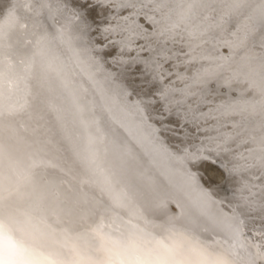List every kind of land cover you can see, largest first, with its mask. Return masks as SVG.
<instances>
[{"label":"snow or ice","instance_id":"6c2138e0","mask_svg":"<svg viewBox=\"0 0 264 264\" xmlns=\"http://www.w3.org/2000/svg\"><path fill=\"white\" fill-rule=\"evenodd\" d=\"M69 2L71 9L68 3L57 8L51 0H0V118L25 109L28 92L19 94L32 57L47 49L49 64L56 59L45 33L65 41L78 58L80 49L94 55L100 41L90 13L101 4L113 7L125 24L106 27L104 39L119 44L121 52L132 51L136 39L144 40L130 58L142 67L125 68L119 82L114 73L91 72L101 90L100 107L110 118L113 107L133 113L126 118L141 134L160 132L159 122L175 138L177 151L164 149L168 166L179 171L195 195L204 230L211 225L214 237L217 229L223 235L208 243L176 227L132 219L139 213L105 159L97 104L73 89L74 156L102 180L74 184L55 165L33 163L17 173L14 185L7 184L17 171V153L34 157L36 150L18 129L0 124V264H264V0ZM34 7L42 16L34 14ZM57 17L76 41L50 23ZM141 17L155 26L145 34L128 26ZM109 33L124 35L110 41ZM226 35L231 39H222ZM197 41L228 54L198 56ZM257 46L262 51L251 54ZM119 62L129 63L123 57ZM65 118L57 114L58 121ZM193 129H211L215 135L197 137ZM236 175L243 183L235 199L227 201L229 210L218 207L223 202L207 194L203 181L212 190Z\"/></svg>","mask_w":264,"mask_h":264},{"label":"water","instance_id":"95a60500","mask_svg":"<svg viewBox=\"0 0 264 264\" xmlns=\"http://www.w3.org/2000/svg\"><path fill=\"white\" fill-rule=\"evenodd\" d=\"M90 2L97 4L98 0H90ZM51 3L57 8L61 7L63 3H68L69 9L72 8V3L69 0H51ZM33 11L35 15L42 16L38 8L34 7ZM192 11L193 14L199 15V9H193ZM123 15H127V12L123 13ZM90 16L91 20L95 22L93 25L95 38L100 41L97 45V52L94 55H89L80 49L78 58L69 49L65 41L54 39L45 33V41L50 42L53 46L50 55L56 59L51 65L49 64L47 49H42L41 52H37L32 57L29 77L26 85H21L23 91L19 94L23 97L24 92L27 91L26 99L28 103L23 111L13 116L0 118V124L11 125L18 129L20 134L26 138L35 150L38 147L43 148V143L50 158L68 165L70 169L74 168V166H80L81 164L74 156V146L71 139V133L76 124L74 117L76 110L73 106L70 90H76L83 100L97 104L95 115L99 118V127L105 136V159L120 187L129 199L137 203V205H132L139 214H133L131 218L138 219L140 223L145 225L162 224L165 227H176L211 243L214 238L219 237L222 233L217 229L214 237L210 225L208 226L209 231L204 230L206 225L199 214L201 209L198 202H196L195 195L191 193L189 187L184 183L179 171L174 172L168 166V160L165 158L164 149H167L170 153L177 151L175 138L163 131L159 122L156 123L158 127H161L160 132L141 134L137 127L132 125L126 118L133 115V113L125 114L122 110H117L113 107L112 118H110L109 113L100 107L102 104L101 90L91 79L90 73L108 71L114 73L113 79L119 82L121 73L125 68L142 67V65H133L130 58L137 56V46L144 44L145 41L136 39L132 51L125 49L121 52L119 44L113 46L104 39V29L106 27L125 24L123 20L119 19V14H116L115 9L101 4L90 13ZM68 18H73L71 11H69ZM174 18L180 19L179 17ZM50 23L64 32L67 39L76 41V37L69 32L59 17ZM128 26L139 34H145V29L151 30L155 27L148 21L147 17H141L135 22L129 21ZM180 27L182 28L183 25L181 24ZM231 31H234V29H230L229 33ZM106 35H108V40L118 41L124 33H109ZM188 39L187 36L184 37L185 43ZM222 39L230 40L231 36L226 35ZM196 43L198 44V47H196L197 55L199 54V48H204L205 53L203 55L206 56H215L221 52L228 54L227 49H221L219 46H215L213 49L214 46L212 44H205L200 41ZM169 46L172 47L171 44ZM177 47H180V45H177ZM26 50V47L22 48L21 54L23 55ZM261 51L262 49L257 46L251 49V54L255 55ZM140 55L144 56L147 54L140 53ZM121 57L128 60L129 63H120ZM101 82H103L102 78ZM235 87L243 88L244 85H235ZM12 102L15 103V101ZM21 102L23 103V100ZM50 105L56 111H53L49 107ZM58 113L66 118L58 121ZM35 124L45 131V135L32 133V126ZM193 135L204 137L206 135H215V132L209 129L207 132L196 133L193 129ZM43 140L45 142H41ZM195 143L199 145L201 140L196 139ZM203 143L208 144L209 141L204 140ZM185 146L187 145H182L181 147ZM37 154L38 151L35 152L34 157L27 154L29 164L20 168V171L33 163L36 165H48ZM208 166L212 167L211 165ZM56 167L64 175L67 172L60 166ZM80 168L85 170L83 166L78 169ZM177 168H179V165H177ZM90 176L92 180H88V183L93 181L96 183L102 180L100 176ZM17 178L18 176L16 175L15 180ZM242 183L243 180L239 175L226 178V182L219 188L224 193V196H221V199L218 200L223 202L220 203L222 208L229 210L227 201L235 199L233 194L238 192ZM214 189L207 190L206 186L207 194L215 199ZM182 211H187L195 217L199 215L200 220L194 222L188 218H181ZM143 213L147 215L145 216ZM166 214L169 216L168 218H166ZM139 215L144 219L140 218L141 216L138 217ZM183 220L186 221V224L183 223Z\"/></svg>","mask_w":264,"mask_h":264},{"label":"bare ground","instance_id":"6f19581e","mask_svg":"<svg viewBox=\"0 0 264 264\" xmlns=\"http://www.w3.org/2000/svg\"><path fill=\"white\" fill-rule=\"evenodd\" d=\"M215 47H213L214 49ZM199 54H204L205 51L203 50L204 48H199ZM208 56V55H207ZM32 133L35 134V135H45V131H43V129H41V127L37 124L33 125L32 126ZM41 142H45L44 140L41 141ZM43 145V148L41 147H38L36 149V152L38 151V154L37 155H40L42 157V161L45 162V164H48V165H55V166H60L63 170H66L67 172L65 173V175L67 176V178L69 180H71L73 183H79V184H89L88 183V180H92L91 176L92 175L90 172L86 171V170H82L81 168L78 169L79 167H82L81 165L80 166H74V168L70 169L68 165L58 161V160H54L52 158H50L48 155H47V148L44 146V144L42 143ZM51 155V154H50ZM17 159L19 161V164L17 165V171L16 172H13L7 179V184L9 185H14L16 183L17 180H15V177L18 173V171H20V168H23L24 166L28 165L29 164V159H27V153L26 152H19L17 153ZM61 163V164H59ZM209 168H211L210 166H208ZM60 168V169H61ZM61 169V170H62ZM22 171V170H21ZM18 176V175H17ZM93 176V175H92ZM95 177V176H93ZM0 181H3L4 180V177L3 176H0ZM91 183H94L91 182ZM206 186L208 185V181L205 179L204 182H203ZM214 192V195L216 196L215 197V200H219L221 199L220 197L221 196H224V193L219 189V188H215L213 190ZM213 196V195H212ZM131 203L132 204H136V202H134L132 199H130ZM197 202V200H196ZM218 207L222 208L220 206V204H218ZM137 208V207H136ZM159 213H162V212H159ZM145 216L147 215L146 213H143ZM200 214V212H199ZM162 215H164L162 213ZM141 215H139L138 217H140ZM179 216V215H178ZM182 217L181 218H188L192 221H197V220H200L199 218V215L198 217H195V216H192L190 215L187 211H182ZM158 217V216H157ZM169 216L166 214V218H168ZM142 219H144L142 216L140 217ZM183 223L186 224V221L183 220ZM191 226V225H190ZM209 226V225H208ZM211 226V225H210ZM220 235V234H219ZM223 235V234H222ZM222 235H220L219 237H222Z\"/></svg>","mask_w":264,"mask_h":264}]
</instances>
